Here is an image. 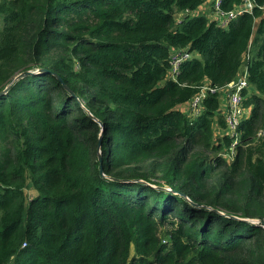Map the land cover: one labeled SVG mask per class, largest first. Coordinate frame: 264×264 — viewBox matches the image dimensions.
Wrapping results in <instances>:
<instances>
[{
    "label": "trees",
    "instance_id": "1",
    "mask_svg": "<svg viewBox=\"0 0 264 264\" xmlns=\"http://www.w3.org/2000/svg\"><path fill=\"white\" fill-rule=\"evenodd\" d=\"M252 1L221 26L176 20L212 0H0V90L48 69L0 95V264H264V227L242 219L264 218V0ZM171 48L197 53L175 77ZM243 64L229 156L220 91L198 113L188 102Z\"/></svg>",
    "mask_w": 264,
    "mask_h": 264
},
{
    "label": "built area",
    "instance_id": "2",
    "mask_svg": "<svg viewBox=\"0 0 264 264\" xmlns=\"http://www.w3.org/2000/svg\"><path fill=\"white\" fill-rule=\"evenodd\" d=\"M253 1L252 0H242L241 4L230 8V9H223L221 7V0H212L211 8L215 10L218 14L216 22L221 25L225 26L229 20L233 19L236 15L242 13L243 11L251 10ZM176 17L177 21H180L181 17L180 14ZM189 54L185 50V48H171L170 55H169V71L171 77H175L180 62L188 57ZM249 84L247 79V66L243 64L240 70V73L237 77L226 83L224 86L221 87H213L207 83L201 84L199 86V91L194 94L189 102L188 106L194 113H198L201 109V100L204 97L206 90L210 91H225L226 98H227V106L225 111V118L227 122V132L233 138L231 142L230 152L228 155H232L233 146L238 141L236 128L240 119L245 114V108L242 105L243 100V89L247 87Z\"/></svg>",
    "mask_w": 264,
    "mask_h": 264
},
{
    "label": "water",
    "instance_id": "3",
    "mask_svg": "<svg viewBox=\"0 0 264 264\" xmlns=\"http://www.w3.org/2000/svg\"><path fill=\"white\" fill-rule=\"evenodd\" d=\"M45 71H48L47 68H44V67H38L37 69H30V68H26V69H22L20 71H18L16 74H14L10 80L8 81V83L0 90V95L4 92H6L8 86L16 79L26 75V74H30V73H36V72H45ZM52 73L62 82L63 86L66 88V90H68V92L70 93V95H73L75 96V93L73 92V90L70 89V87L62 80V78L54 71H52ZM79 103L83 106L82 102L80 101V99H78ZM87 110V109H86ZM88 114L91 115L94 119L98 120L97 118H95V116L89 111L87 110ZM98 123L101 125L102 127V123L98 120ZM100 145H101V133L99 135V140H98V144H97V156H98V161H99V171L101 173H103V168H102V165H101V160H102V157H101V154H100ZM192 203H195L194 201ZM215 210H218L216 208H214ZM229 216H233V217H237L236 215L234 214H227ZM242 219H245L247 221H253L255 222L256 224H259L261 226L264 227V218H259V219H250V218H242Z\"/></svg>",
    "mask_w": 264,
    "mask_h": 264
},
{
    "label": "rangeland",
    "instance_id": "4",
    "mask_svg": "<svg viewBox=\"0 0 264 264\" xmlns=\"http://www.w3.org/2000/svg\"><path fill=\"white\" fill-rule=\"evenodd\" d=\"M180 16H183L185 14H189V15H196V14H205V16L207 17L208 20H211V19H216L217 20V17H218V14L215 12V10H213L211 8V5L210 3L208 2H205L199 6H197L196 8L192 9V10H180V11H177L175 12V16L179 15ZM2 24V21H1V18H0V26ZM189 56L190 55H197L196 52H188ZM220 99H221V104H226V97L225 95H220ZM185 104L182 105L183 108H185ZM246 111V110H245ZM230 156V155H229ZM131 253H133V250L131 249Z\"/></svg>",
    "mask_w": 264,
    "mask_h": 264
},
{
    "label": "crops",
    "instance_id": "5",
    "mask_svg": "<svg viewBox=\"0 0 264 264\" xmlns=\"http://www.w3.org/2000/svg\"><path fill=\"white\" fill-rule=\"evenodd\" d=\"M220 93H221L220 95H225V97H226L225 91H221ZM226 106H227V98H226V104L225 105L224 104H221L222 111L225 112Z\"/></svg>",
    "mask_w": 264,
    "mask_h": 264
}]
</instances>
